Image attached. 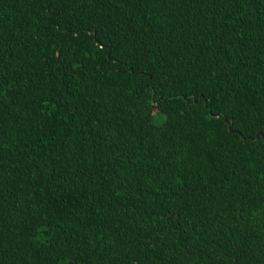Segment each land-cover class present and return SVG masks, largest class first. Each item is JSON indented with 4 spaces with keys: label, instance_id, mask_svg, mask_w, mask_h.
Listing matches in <instances>:
<instances>
[{
    "label": "trees",
    "instance_id": "trees-1",
    "mask_svg": "<svg viewBox=\"0 0 264 264\" xmlns=\"http://www.w3.org/2000/svg\"><path fill=\"white\" fill-rule=\"evenodd\" d=\"M0 91V264L264 260V0H0Z\"/></svg>",
    "mask_w": 264,
    "mask_h": 264
},
{
    "label": "snow or ice",
    "instance_id": "snow-or-ice-1",
    "mask_svg": "<svg viewBox=\"0 0 264 264\" xmlns=\"http://www.w3.org/2000/svg\"><path fill=\"white\" fill-rule=\"evenodd\" d=\"M0 94H3L2 91H0ZM261 264H264V260L261 261Z\"/></svg>",
    "mask_w": 264,
    "mask_h": 264
},
{
    "label": "water",
    "instance_id": "water-1",
    "mask_svg": "<svg viewBox=\"0 0 264 264\" xmlns=\"http://www.w3.org/2000/svg\"><path fill=\"white\" fill-rule=\"evenodd\" d=\"M213 116H217V114H214Z\"/></svg>",
    "mask_w": 264,
    "mask_h": 264
}]
</instances>
